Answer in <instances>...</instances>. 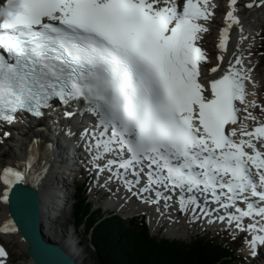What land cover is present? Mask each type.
I'll return each instance as SVG.
<instances>
[{"label": "snow or ice", "instance_id": "snow-or-ice-1", "mask_svg": "<svg viewBox=\"0 0 264 264\" xmlns=\"http://www.w3.org/2000/svg\"><path fill=\"white\" fill-rule=\"evenodd\" d=\"M237 3L230 0L222 51L233 25L243 31ZM254 4L264 0L245 7ZM214 7L212 0H7L0 9V122L15 123L24 113L43 117L53 101L83 102L94 123L81 135L94 161L112 157L96 165L99 173H110L109 182L135 188L133 195L145 203L163 200L169 207L176 196L182 213L199 219L223 210L209 223L264 232V123L249 130L242 121L257 118L237 106L248 103L252 69L237 67L244 64L237 57L220 78L207 86L200 80L208 56L198 42L209 32L202 22L211 20ZM238 121L239 130L226 132ZM25 179L20 170H0L6 186L0 200L8 202V191ZM245 218L252 222L245 225ZM10 225L0 232H15ZM246 243L255 255L264 235ZM7 256L0 246V264Z\"/></svg>", "mask_w": 264, "mask_h": 264}, {"label": "bare ground", "instance_id": "bare-ground-1", "mask_svg": "<svg viewBox=\"0 0 264 264\" xmlns=\"http://www.w3.org/2000/svg\"><path fill=\"white\" fill-rule=\"evenodd\" d=\"M225 1L227 5L230 0ZM222 3H224V1ZM213 5H215L216 7L217 3ZM237 7V11L240 10L241 13L235 14L239 15V18L243 20L241 22L243 31H240L239 34L232 35L233 42L230 51L225 52L218 50V46L216 43V40L221 37V30L226 26V19L223 21L222 25L218 24L215 18H211L209 22H206L205 25L209 27L210 30L201 40V44L209 53L208 60L207 62H205L207 68L213 65L221 64L225 69L228 70L230 62L234 64L237 57H242L244 60V64L242 66L237 65V67L252 69L251 80L246 81L248 103L243 106V109L247 107L248 111H250L257 118L256 120H244V123H246V125H248L251 129H253L258 126L259 123H264V119L262 118V116L258 115L260 112L257 114L255 110L256 107L254 108L252 106V103L255 102L256 99H258L257 96L254 97V94L258 92V88H262V83L264 82V80L262 79V74L264 72V57H260L257 60H254V58L258 57V55L260 54V47L256 46V40L258 37L257 34L261 32L264 20L256 14L257 10L261 9V7L246 9L242 2L239 5V0ZM226 13V11L223 12V15H225V17ZM221 55L224 56V61L222 63L218 60V57ZM213 58H215L214 61ZM246 115L247 113L242 111V117ZM81 119L82 118H80V116L76 114H74V116H71L70 119L53 118L50 122L52 126L55 127V130L59 131H56V133L58 134H55V132L49 127H47L46 131L41 130V132H39L37 129L35 130L36 127H25L24 132H19V127L13 123L10 125L7 124L0 128V165L1 163L2 165L13 163L17 166L22 167V172L26 175V179L24 182L39 190L41 197V213L43 219L42 222L44 225V234L46 238H52L58 244L61 240L58 241L53 232V218L60 216L62 211H69V204L71 202V199H73V195L72 193L66 192L65 188L58 185V179L55 176H52V172L49 171L47 164L49 161L53 164L55 163L57 169L64 174L66 181L69 183L70 181L68 179L72 175H74L73 171L81 172L79 164L83 160L85 162L90 161L88 156H86L87 154L84 156L83 150L74 149L77 143L73 140L72 133L78 132L79 134L76 133V137H78V135H80L79 137H82L81 133L83 132L79 129V127L76 129L75 125L87 126V123L82 122ZM42 125L47 126V122L44 121ZM13 130H15V132H19L18 136L17 134H15V132H13ZM5 133H9V135H5ZM16 138H18V140L14 145L13 141ZM34 142H37V144L33 149L31 147V143ZM16 145L18 147H16ZM78 145L79 147L86 146V150H89V147H87V143L85 142ZM5 146L8 147V149L5 148ZM41 149H43L41 152L43 163L41 165H38L35 160H33L31 167H28V160L30 156L29 153L31 152L33 154L39 152ZM46 151L48 153L49 160L46 159ZM64 153L68 155V158L65 156L62 157ZM2 156L3 158H1ZM66 160H68L69 164L63 162ZM102 160H104L105 163L107 162L106 157ZM99 161L101 162V164L103 163L101 160ZM102 176L106 179L103 184V188L111 190L114 194L112 198L105 203L107 204L108 209L120 213H147L149 215V221H147V223H150V225H152L154 231H156V225H158L160 220L163 219V221L168 222L171 226L170 230H166V235H170L171 237H173L172 233L176 231V236L180 237L181 239L188 236L189 228L187 229L186 223H188L189 218L185 216V213H182L179 210V205L175 204V197H173L172 201L168 202V204L170 205L169 207H165V201L161 200V203L158 204V208L156 204H149L142 201L140 202L138 198L134 197L133 191H128L125 185L121 184L120 181L113 179L115 180V183L119 185V189L116 190L115 187L112 188L113 184L111 182H113V180L109 182V176ZM5 190L6 187L2 183H0V196H2ZM133 190L136 191L135 188ZM165 194L168 195V193ZM151 198H154V194H152ZM157 209H159V211H157ZM197 215H199V213H197ZM214 216L208 218L201 217L199 219L193 216V220H195V222L198 221L199 223H203L204 227L207 225L216 227L215 224H217L218 220H216L214 223H209V219H213ZM9 221H11V219L7 211L6 203L0 200V227H3V225ZM223 224H225V221L223 222ZM10 226H14L12 221ZM260 234L258 232L250 233L246 231L243 235L248 236L247 241L250 242L253 238V235ZM16 235L19 238V232L17 230L15 232L9 233L0 232V241L3 238L9 239L11 238V236L14 237ZM77 241V232L76 230H74L71 234H69V236H67V239L63 242V247L69 251L70 255L74 257L76 261L77 259L79 260L81 255L80 253L82 252L81 243ZM20 242V244L22 245V247L20 246V249L26 250L27 246L25 242H23V240H20ZM260 245L262 246V244ZM244 248L246 251L253 253V249L249 246V243H246V247ZM260 249L261 248H258L256 245L254 250L256 257L264 256ZM77 263L80 264L78 261ZM5 264H7L6 260ZM20 264H33V262L30 259V261H23V263Z\"/></svg>", "mask_w": 264, "mask_h": 264}, {"label": "trees", "instance_id": "trees-1", "mask_svg": "<svg viewBox=\"0 0 264 264\" xmlns=\"http://www.w3.org/2000/svg\"><path fill=\"white\" fill-rule=\"evenodd\" d=\"M88 183L77 184L74 226L83 228L95 264H242L237 247L216 238L191 242L158 238L145 216L127 220L113 214L103 218L86 198Z\"/></svg>", "mask_w": 264, "mask_h": 264}, {"label": "rangeland", "instance_id": "rangeland-1", "mask_svg": "<svg viewBox=\"0 0 264 264\" xmlns=\"http://www.w3.org/2000/svg\"><path fill=\"white\" fill-rule=\"evenodd\" d=\"M223 1H224V3H222ZM222 2H221V5H226L225 0H222ZM256 14L259 17H261L262 19L264 18V5H263L262 10L260 12H257ZM216 20L218 22V18ZM263 42H264V22H263V26L261 28V32H260V34L256 40V46L260 47V54L258 55V57H255L254 60H257L260 57H264V44H263ZM214 59L215 58H213V60ZM262 79L264 80V72L262 74ZM262 84H263V86H262L260 92L257 94V97L264 100V82ZM256 105L263 106V101L257 100ZM259 106H257L255 109L258 111V113L260 112L259 116H263V118H264V111H262L261 107H259ZM17 140L18 139H15L13 141L14 145H15ZM6 146H8V145H6ZM6 146H5V148L8 149V147H6ZM45 156H46V159L49 160L47 151L45 153ZM1 158H3V156ZM52 167H51L50 171L52 170ZM84 179H85V177H84ZM70 180H71V178H70ZM82 180H83V177L80 179V181H82ZM80 181L78 180L76 182V184H74V185H72L73 182L70 181V182H72L71 183V189L68 192H71L73 190L75 193L77 183ZM75 201H76L75 197L73 196V199H71V202L69 204L70 205L69 211H67V210L64 211L63 214L61 215V217L59 218L58 222L54 221L55 223H53V225H52L53 232H54L56 238L58 239V241L59 240L62 241V242L60 241V243H59L62 246H64L63 242L67 239V236H69V234H71V232L75 230L74 229V218H73V205H74ZM102 201H105V203H106V198H102ZM95 204H96V202H95ZM95 207H97V205L93 206V209H95ZM137 213H135V214L137 215ZM131 214H133V213H131ZM129 215L130 214H127V216H129ZM185 216H187L189 218L188 223H186L187 229L188 228L194 229V227H195L194 233L192 235L188 234V236H186V238L176 239L175 241L191 242L193 240L192 238L195 239V231H197L198 226H195V224H194L195 220H192L193 214L191 211H189V212L185 213ZM51 231H52V229H51ZM76 232H77V238H78L77 242L81 243V250H82V252L80 253L81 254L80 258H79V260L77 259V261L80 264H95V261L93 260L92 255H90V249H89L90 243H89V241H87V236H86L85 230L83 228H80V229H76ZM165 232H166V230H164L163 233H161L159 235H155L152 232L151 233L155 237L168 239L167 237L170 235L166 236ZM200 236H204L207 239H210L211 237H215L219 241L223 240V241L227 242L228 244H232L233 246L237 247L238 250H237L236 256L242 259V264H255L256 261L258 260L256 255H251L252 253H250L249 251L247 252L244 248V247H246V239L248 238V236L240 235L239 233H235V232L219 233L216 236H212V234H205V235L202 234ZM20 240H21L20 237L18 238V236L16 235L14 237L11 236V238H9V239L3 238L0 241V245L6 247V249L9 252L7 258H5L7 264H15V263L20 264V263H23V261L24 262L30 261V258L27 255V249L26 250L20 249V246L22 247V245L20 244L21 243ZM50 240L54 241L52 238ZM248 257H252V258H248ZM258 261H260V260H258Z\"/></svg>", "mask_w": 264, "mask_h": 264}, {"label": "water", "instance_id": "water-1", "mask_svg": "<svg viewBox=\"0 0 264 264\" xmlns=\"http://www.w3.org/2000/svg\"><path fill=\"white\" fill-rule=\"evenodd\" d=\"M238 32V27H233ZM6 202L9 217L27 245V255L33 264H78L68 250L46 238L43 231L41 197L35 187L20 182L8 191Z\"/></svg>", "mask_w": 264, "mask_h": 264}]
</instances>
